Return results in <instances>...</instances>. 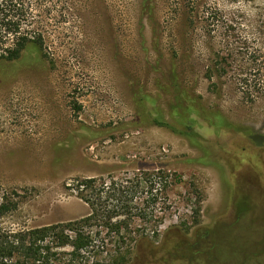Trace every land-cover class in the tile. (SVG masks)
<instances>
[{
	"label": "rangeland",
	"instance_id": "obj_1",
	"mask_svg": "<svg viewBox=\"0 0 264 264\" xmlns=\"http://www.w3.org/2000/svg\"><path fill=\"white\" fill-rule=\"evenodd\" d=\"M52 7L46 56L0 63V200L18 203L0 231L81 219L79 181L148 172L167 185L157 238L135 218L125 242L104 231L79 259L67 247L50 264H113L128 251L118 264H264V0ZM190 108L195 136L151 122L186 131ZM217 114L251 137L216 133L204 121ZM131 196L134 218L145 195Z\"/></svg>",
	"mask_w": 264,
	"mask_h": 264
},
{
	"label": "trees",
	"instance_id": "obj_2",
	"mask_svg": "<svg viewBox=\"0 0 264 264\" xmlns=\"http://www.w3.org/2000/svg\"><path fill=\"white\" fill-rule=\"evenodd\" d=\"M52 2L53 0H0V63L16 62L24 56L33 54L46 56V35L49 16L53 12ZM261 84L264 94L263 80ZM187 112L190 114L188 119L190 124L187 125L186 131L178 130L157 116L152 118L151 122L174 133L195 136L194 124L197 123L198 114L192 108ZM204 122L216 133L237 132L251 137L250 131L239 132V129L219 114L207 118ZM153 175L155 174L142 173L126 183L117 181L114 177L110 179L109 184L102 178L79 181L76 190L79 197L89 206V214L66 224L0 231V264H50L51 258L64 254L63 249L67 247H71L70 256L79 259L82 252L93 247L96 239L104 231L108 236L113 234L118 243L125 242L131 232L127 230L125 232L124 228H128L136 219L145 225L154 224L153 236L157 238L163 217L154 215L152 209L160 200L158 193H165L167 185H158ZM156 176L164 181L168 179V175L163 171H159ZM157 185L159 189L156 188ZM134 189H142L145 196L141 200L143 207L140 213L133 218L127 210H130L132 208L130 205L135 202L132 196L128 197ZM110 202L112 209L102 212L100 208L110 206ZM121 204L125 206L122 212L119 210ZM17 207L18 203H12L6 197L2 198L0 216ZM128 254L129 251L117 252L113 264L123 263ZM91 264L104 263L93 260Z\"/></svg>",
	"mask_w": 264,
	"mask_h": 264
}]
</instances>
